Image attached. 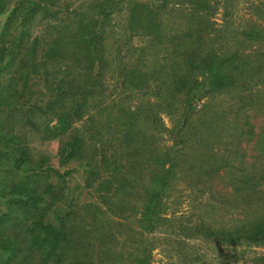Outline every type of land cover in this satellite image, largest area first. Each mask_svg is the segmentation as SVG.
<instances>
[{"label": "trees", "instance_id": "trees-1", "mask_svg": "<svg viewBox=\"0 0 264 264\" xmlns=\"http://www.w3.org/2000/svg\"><path fill=\"white\" fill-rule=\"evenodd\" d=\"M210 1L0 0V14L8 12L0 27V264H151L154 248L179 251L198 239L264 247V0L235 35L212 28ZM122 3L134 8L130 28L114 21ZM38 11L52 21L32 32ZM134 36L145 44L133 45ZM148 55L160 100L133 103L109 89L107 81L142 69ZM20 57L24 73L9 75ZM30 76L43 88L25 96ZM216 95L227 99L196 109ZM160 111L177 117L172 146L158 143ZM61 114L68 131L57 156L82 168L90 199L70 185L73 169L61 173L34 144ZM257 118L260 143L248 154L242 144ZM180 174L190 198L185 219L167 214ZM212 207L226 220L217 223ZM241 264H264V253Z\"/></svg>", "mask_w": 264, "mask_h": 264}, {"label": "rangeland", "instance_id": "rangeland-1", "mask_svg": "<svg viewBox=\"0 0 264 264\" xmlns=\"http://www.w3.org/2000/svg\"><path fill=\"white\" fill-rule=\"evenodd\" d=\"M256 0H211L210 3L215 7V14L211 18L213 21L212 28L216 30H221L226 26L227 32L230 35H235L236 32L233 31L237 28H240L246 24L248 21L249 15L253 10V5ZM144 2H148V0H144ZM141 3H143L141 1ZM121 14L119 17L117 15L114 18V21L118 23V27L126 26V18L130 11L134 9L131 7L129 3H122ZM254 11V10H253ZM8 12H4L0 14V27L4 22ZM258 14V11H257ZM170 16H174L178 20V25H180V19L177 13L171 12ZM180 18V19H179ZM254 19L260 20L261 16L253 15ZM175 19V18H174ZM172 19V20H174ZM52 21L50 16H44L42 11H38L31 23V31L35 32L43 28L46 24ZM125 23H124V22ZM131 22V21H130ZM132 26H135L137 29L142 27L141 23L136 19L135 23H132ZM129 27V22L127 25ZM128 32V31H127ZM211 31L208 38L214 36V32ZM145 38L142 36H134L132 40L133 45H143L145 44ZM5 42V38L2 40ZM152 55H148L146 58V65L142 67V69L137 68H129L126 71V77L121 79L120 81L109 80L108 83L109 89L115 91L117 96L122 97L125 95L127 98L130 97L131 101L139 102L141 98L143 100H150L153 103H156L158 100L155 97L154 93V85L155 83L152 80V76L146 72L150 68H152L153 63H151ZM21 60V61H18ZM15 61L12 67H9V75L18 74L20 72L24 73L26 67H24L23 62H25V57H20ZM3 73H7L5 70ZM7 74H5L6 76ZM8 76V75H7ZM151 76V77H150ZM123 77V76H122ZM26 82V90L25 96L29 95L31 92L40 93L43 84L40 79L37 77H28ZM23 84V81H20ZM233 97L234 93L230 94ZM226 96V95H225ZM224 95H216L213 99L211 98H203L195 102L197 105L196 109H200L204 102L208 101H217L220 103V100H226L227 97ZM42 97V96H40ZM230 96H228L229 98ZM156 100V102H155ZM224 100V101H225ZM207 113L204 112V115ZM200 115V114H199ZM162 119L164 130L160 133V139L158 143L160 147L162 146H172V137L170 136V131L177 124V117L175 112L168 111H160L159 115ZM201 116V115H200ZM67 117L64 114L61 116H56L52 120L45 122L42 125V133L37 136L34 142L35 146L40 149L42 152L48 155L49 163L54 167H57L58 170L62 173L68 169H73L70 174H68L69 183L75 189V192L80 193L81 199H90L92 196V191L88 189H84L81 187L83 182L82 178V168L78 165L77 162H68L66 164H60V160L57 156V149L59 144L60 135L68 131ZM260 119H254V124L257 126L254 129V135H249L245 137V141L243 142V146L246 147L248 154H254L256 152L257 147L260 143V136H258V124ZM232 174V170L230 167L224 168L220 172V178L215 180L214 189H220V187L224 184L221 179L227 180ZM182 174L179 175V178L175 179V183L172 185L171 190L169 191L170 196H168V216L174 217L178 219L180 216H183L181 219H185L186 216L189 215L190 212V198L187 195L188 191V183L187 180L184 179ZM218 183V184H217ZM87 192V193H86ZM91 194L88 196L87 194ZM84 197V198H83ZM0 207L2 206V200H0ZM208 208L206 207V210ZM205 213V212H204ZM212 215L214 216L217 223L223 222L222 220H226L225 215H223V211H220L218 208L211 210ZM192 217V216H191ZM190 217V218H191ZM177 248L178 245H176ZM177 250V249H176ZM264 253V247H231L225 248L224 246H216L215 244L205 242L202 239L198 240H187L182 245L181 250L175 251L172 249L171 245H160L152 250L151 253V264H241V260L243 257L252 256L255 254Z\"/></svg>", "mask_w": 264, "mask_h": 264}]
</instances>
